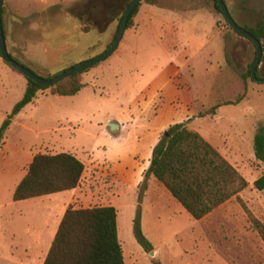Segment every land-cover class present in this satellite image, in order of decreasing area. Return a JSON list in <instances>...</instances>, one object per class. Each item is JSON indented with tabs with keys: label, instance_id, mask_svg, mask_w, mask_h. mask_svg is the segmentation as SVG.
Here are the masks:
<instances>
[{
	"label": "rangeland",
	"instance_id": "obj_1",
	"mask_svg": "<svg viewBox=\"0 0 264 264\" xmlns=\"http://www.w3.org/2000/svg\"><path fill=\"white\" fill-rule=\"evenodd\" d=\"M52 1L4 0L9 54L44 78L104 52L128 2L110 0V10L109 5L102 3H91L89 8L86 1L80 6L73 0H55L47 6ZM148 1L140 3L139 7H146L147 11L141 15L139 27H127L116 51L80 74L85 84L80 94L59 96L40 90L11 118L0 138V231L10 226L7 222L19 211L47 215L39 204L46 198L21 202L25 204L12 199L13 183L23 176L17 169L31 152L50 153L45 141L57 138L65 150L76 151L82 160L91 159L88 149L94 136L102 135L101 126L110 133V120L115 121V114L144 89L154 70L169 61L181 66L186 58L190 59V68L185 67L173 78L177 92L171 103L185 109L187 92H192L196 109L202 112L198 121L205 134L218 139L224 136L223 140L237 143L241 133L255 136L264 128V82L249 81L244 98L236 104H225L244 92L241 74L255 57L253 43L227 26L223 15L213 8L212 0H161L153 5ZM225 2L242 27H254L264 18V0ZM187 5L197 9H188ZM14 6L21 9L16 20L10 11ZM224 60L227 64L220 71L218 62ZM258 74L264 78V60ZM26 87L27 78L0 57V127ZM163 98V94L157 97L156 104ZM215 105L219 107L214 114H204ZM226 129L230 138L224 135ZM250 144L253 148V140ZM225 148L250 183L264 172V164L256 158H248L246 152L241 158L233 146ZM105 170L110 172L109 167ZM103 184L98 180L91 185L94 198L101 196ZM144 195L139 190L130 191L123 196L124 203H116L125 264H264V243L236 198L196 220L176 200L174 205L156 203ZM241 199L264 223V190L251 184ZM71 204L95 207L113 203L92 199L90 203ZM137 224L151 250L139 241ZM5 242L14 241L6 238ZM10 261L7 263L25 264L16 251Z\"/></svg>",
	"mask_w": 264,
	"mask_h": 264
},
{
	"label": "trees",
	"instance_id": "obj_2",
	"mask_svg": "<svg viewBox=\"0 0 264 264\" xmlns=\"http://www.w3.org/2000/svg\"><path fill=\"white\" fill-rule=\"evenodd\" d=\"M85 1L88 7L91 3L101 2L102 5H109L110 10L113 8L110 0ZM131 1L128 0L125 9ZM212 1L215 11L222 14L216 0ZM140 3L132 11L127 27L132 25L133 16ZM125 9L118 18L113 40L107 49L116 38ZM2 22L6 39L4 7ZM226 24L231 28L227 22ZM243 27L261 42L263 55L260 62H262L264 60V18H260L254 27ZM255 57L247 70L241 74L244 92L235 100L225 104H236L244 98L248 82L254 81L251 76V66ZM14 59L22 64L18 59ZM71 66L48 78L62 73ZM88 68L90 67L81 69L52 86H41L27 78L23 97L16 103L9 117L0 127V138L10 124L11 118L30 103L40 90H49L53 94L63 96L77 94L84 86L79 76ZM256 76L259 78L258 69ZM218 107L219 105H215L204 114H214ZM253 149L255 158L264 164V128L256 132L253 138ZM84 169V163L72 153H37L29 164L25 176L17 185L13 200H24L74 189L78 186ZM151 175L159 180L196 220L203 219L226 201L236 198L242 203L251 227L264 243V223L247 208L240 197V192L248 187V181L210 142L197 131L189 129L184 123L170 126L153 148L150 166L139 186L140 195H143L147 189L148 178ZM253 186L257 190H264V172L254 180ZM137 234L144 248L151 250L152 247L138 224ZM43 264H125L118 237L116 208L112 205L75 208L70 204L60 221Z\"/></svg>",
	"mask_w": 264,
	"mask_h": 264
},
{
	"label": "crops",
	"instance_id": "obj_3",
	"mask_svg": "<svg viewBox=\"0 0 264 264\" xmlns=\"http://www.w3.org/2000/svg\"><path fill=\"white\" fill-rule=\"evenodd\" d=\"M18 1L23 2L27 0ZM54 1L50 2L47 6H52ZM73 1L75 4L81 6L84 4L85 0ZM148 2L152 5L160 4L161 0H149ZM97 3L101 4V2ZM93 4H96V2ZM86 8L89 9L90 7ZM187 8L197 9V6L193 7L187 5ZM73 10L71 9V11ZM10 11L15 15V20L20 18L17 16V14L21 13L19 7H10ZM146 11V7H138L137 12L133 16L131 27H139L141 15ZM226 64V60H224V62H218L220 71L224 70L223 67ZM185 67L190 68V59L186 58L181 66L178 63L169 61L167 64L156 68L153 77L144 89L135 95L128 105L122 107L119 112L115 114V121L110 120V123L114 122L112 123L114 129H111L110 133H108L107 127L101 126L102 135L94 136L95 139L88 149V154L92 155L91 159L86 161L82 160L76 151L65 150L62 147L60 139L51 138L45 141V144L50 148L51 154L61 152L72 153L83 161L85 165L84 172L78 186L74 189L16 201L21 203L28 202L30 199L46 198L39 199L41 202L39 204L42 205V208L46 209L47 215H27L19 211L18 216L9 219L10 222L7 223L10 224V226H6L0 231L1 264L11 263L10 260L14 256V251L24 258L25 264H43L58 230L60 221L71 203H90L92 199H95L97 202L101 200L103 203H113L107 205H112L117 210L116 203H124L123 196L129 195L130 191L138 192L139 186L150 166L153 148L159 142L163 133L174 124L184 123L189 129L197 131L236 168L237 166L234 164V160H231L229 157L225 146H229L230 148L233 146L241 158L245 157V152L248 158H255L254 149L250 144L254 138V134L247 136L246 133L243 132L239 135L237 143L234 142L233 139H231L232 143H230V139L223 140L224 136L218 139L215 138V136L213 138L211 134L209 135L203 132V127L198 121L202 112L196 109L192 92L189 90L186 97L187 107L183 110L174 107L171 101L177 91L172 85L173 78L175 75L180 74ZM193 70H195V68H193ZM81 78L84 84L83 75ZM84 86L77 94H80ZM161 94L164 95V98L160 101V104L157 105L155 102L156 98L160 97ZM227 132L228 129L225 130L224 135L230 138ZM245 147H247V149H245ZM35 154L36 153L31 152L25 163L19 165L17 170L19 174L22 173V178L25 176ZM105 167H109V173L106 172ZM238 169L241 170L240 168ZM22 178L13 183V193ZM105 178L108 180L104 181ZM98 180H101L104 184L101 186V196L98 195L99 197L94 198L91 185ZM254 180L251 183L248 181L249 185L246 189H248L251 184L253 185ZM106 181L108 182L106 183ZM246 189L240 192L241 198ZM144 194L145 199L150 198L156 203L164 201L165 203H172L174 205L177 201L165 186L153 175L148 178V187ZM231 200L232 199L226 201L222 205L227 204ZM74 207L90 208L80 206ZM178 208L181 210L180 207ZM6 238H10L14 242L7 243L5 242Z\"/></svg>",
	"mask_w": 264,
	"mask_h": 264
},
{
	"label": "water",
	"instance_id": "obj_4",
	"mask_svg": "<svg viewBox=\"0 0 264 264\" xmlns=\"http://www.w3.org/2000/svg\"><path fill=\"white\" fill-rule=\"evenodd\" d=\"M141 1L142 0H132L131 3L127 6V8L124 11L122 21H121L118 33L116 35V38H115L113 44L108 49H106L104 52H102L101 54H99L98 56H96L94 58L87 59L85 61L74 64L73 66H71L67 70L63 71L62 73H60L54 77L44 78V77H41V76L35 74L30 69H28L24 65L20 64L19 62H17L9 54V52L7 50V46H6V39H5V35H4L3 22H2V11H3V7H4V0H0V57L2 58L3 61H5L12 68H14L18 72L22 73L26 78L33 80L35 83H37L41 86H52V85L58 83L59 81L67 78L71 74H73V73H75L81 69L95 65L99 62H102L103 60H105L106 58L111 56L115 52V50L117 49L118 44H119V42H120V40H121V38H122L126 28H127L128 20H129V17L131 15L132 11L136 8V6ZM216 2L218 3L220 10L222 12V15L224 16L228 25L235 32H237L240 36H243L244 38L250 40L254 44L255 50H256V57H255V60L251 66V76H252L254 81L264 82V78H258L256 76V71L259 67V64H260V61H261V58L263 55V48H262L261 42L259 41V39L256 36L251 34L248 30H246L244 27L239 25L234 20V18L230 14L228 6L224 0H216ZM112 125L113 124L110 123L111 129H114V127Z\"/></svg>",
	"mask_w": 264,
	"mask_h": 264
}]
</instances>
